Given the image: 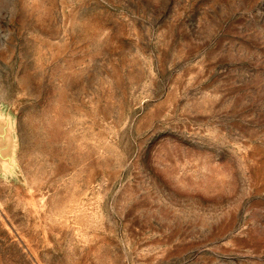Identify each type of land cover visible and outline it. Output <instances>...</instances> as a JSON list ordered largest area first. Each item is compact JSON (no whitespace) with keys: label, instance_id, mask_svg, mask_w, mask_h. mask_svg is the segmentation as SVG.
I'll use <instances>...</instances> for the list:
<instances>
[{"label":"rangeland","instance_id":"obj_1","mask_svg":"<svg viewBox=\"0 0 264 264\" xmlns=\"http://www.w3.org/2000/svg\"><path fill=\"white\" fill-rule=\"evenodd\" d=\"M0 264H264V0H0Z\"/></svg>","mask_w":264,"mask_h":264}]
</instances>
